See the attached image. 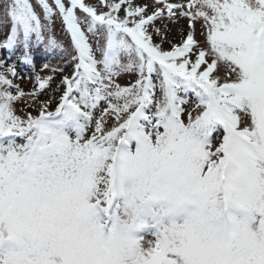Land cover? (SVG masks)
<instances>
[{"label":"snow or ice","instance_id":"1","mask_svg":"<svg viewBox=\"0 0 264 264\" xmlns=\"http://www.w3.org/2000/svg\"><path fill=\"white\" fill-rule=\"evenodd\" d=\"M155 2L148 15L132 0H0V47L30 63L59 14L71 42L48 43L75 52L55 110L24 117L15 102L40 91L0 60V264H264V0ZM77 9L106 43L93 48ZM165 10L191 29L169 51L147 31Z\"/></svg>","mask_w":264,"mask_h":264},{"label":"rangeland","instance_id":"2","mask_svg":"<svg viewBox=\"0 0 264 264\" xmlns=\"http://www.w3.org/2000/svg\"><path fill=\"white\" fill-rule=\"evenodd\" d=\"M176 4H187V0H173ZM67 3V0H65ZM85 3L93 5L97 8L98 12H106L108 10L105 7L101 0H85ZM133 6L137 5H147V13H150L155 10L157 7H163V4H156L155 0H132ZM187 10V9H183ZM37 11L42 14V9L37 8ZM182 10H176L175 16L169 17L167 11L165 13L154 20L153 23L147 25V31L152 36V42L156 45H159L160 48L164 51L166 49L172 48L175 44H180L183 40L184 34L189 30H191L188 25L190 21L187 17H184L180 14ZM77 17L82 22L81 27L85 31L86 35L89 37V42L92 44L93 48L96 49L99 44L106 43V30L100 28L99 36L94 35L93 33H89L87 31L88 24L86 21L90 20V17L87 16L82 10L77 9L76 11ZM118 15L123 18L125 15V6L121 7ZM197 25V35L199 37V41L203 42L204 36L201 31V23L196 22ZM160 29V33L158 34L155 30ZM10 31V22L8 16L6 15L3 4L0 3V44L3 43L7 34ZM54 36L57 44L60 45H69L71 42V37L66 30V26L63 24L62 19L59 14L55 15L53 18V25L51 29L45 31V41L37 42L35 35L32 37V52L31 58H34L36 62L35 69L34 67H29V62H24L19 59L20 56V48L19 46L12 49L13 51L8 52L6 48L0 47V60L6 61L8 64H15L17 67V71L19 72L18 77H11L13 79V83L19 85V87L25 92L30 93L34 90L40 91V94L33 99L30 96H25L20 101L15 102L14 107L16 109L17 115L22 117L26 116L28 112H31L33 115L37 114V108L39 106L40 101H44L47 99H52L53 104L50 106L49 110L55 109L56 104L59 102L60 96L63 93V85L60 83L62 81L63 76L71 75L73 68V62L71 61L70 55L75 54L74 49L69 48L67 52L62 51L60 47L50 46L48 43V38ZM15 49H19L14 52ZM14 53V54H13ZM97 57L99 58V52H96ZM44 56L45 60L40 61V58ZM193 59L195 56L193 55ZM47 63L50 65V68L45 69L43 65ZM40 65V66H39ZM56 68V71L52 69ZM59 69H63L60 71ZM1 71H6V68H0ZM225 74V70L221 69V75ZM53 77L50 86L45 90H39L37 86L36 77ZM138 73L135 71L131 72H122L120 76L116 77L117 83L122 86H127L131 83H134L136 79H138ZM154 81L158 84V78L153 77ZM157 97L161 95L159 88L156 91ZM107 107V105L101 102L99 109L96 111V115L99 116L100 110ZM109 123H113V121H109Z\"/></svg>","mask_w":264,"mask_h":264}]
</instances>
